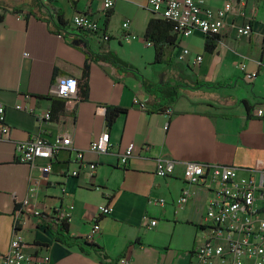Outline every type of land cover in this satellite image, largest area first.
I'll list each match as a JSON object with an SVG mask.
<instances>
[{
  "label": "crops",
  "instance_id": "0c3cea01",
  "mask_svg": "<svg viewBox=\"0 0 264 264\" xmlns=\"http://www.w3.org/2000/svg\"><path fill=\"white\" fill-rule=\"evenodd\" d=\"M225 1L206 4L218 9ZM230 1L234 9L225 16L214 51L205 48L207 35L195 30L179 35L158 61L145 33L152 18L163 17L149 0H116L110 17L103 0H0V101L12 127V138L0 142V264L31 174L39 182L31 203L44 215L25 212L20 230L25 250L49 254V264H119L122 256L129 264L195 263L193 251L205 238L202 226L213 192L185 179L183 161L233 165L240 175L257 178L264 170V0ZM79 13L97 19L111 38L100 41L75 28L72 18ZM248 22L252 33L240 35L238 28ZM183 47L190 53L181 60ZM109 51L128 64L126 69L92 58L91 53ZM86 64L88 98L52 94L58 77L80 79ZM246 71L259 76L248 81ZM110 105L126 108L112 123ZM47 110L51 119L45 118ZM106 130L111 149L90 151L91 141ZM66 134L72 147L54 156L48 175L43 158L36 159L35 168L17 161L16 141ZM132 143L133 156L123 166L121 156ZM78 151L97 163L94 174L76 162ZM160 158L179 161L171 175L156 173ZM76 167L79 175H72ZM185 189L191 194L179 205ZM158 199L166 202L155 203ZM70 204V233L83 238L100 207H111L100 217L102 229L94 240L99 252L68 246L47 227L54 210Z\"/></svg>",
  "mask_w": 264,
  "mask_h": 264
},
{
  "label": "built area",
  "instance_id": "2783aa9c",
  "mask_svg": "<svg viewBox=\"0 0 264 264\" xmlns=\"http://www.w3.org/2000/svg\"><path fill=\"white\" fill-rule=\"evenodd\" d=\"M208 0H149L150 7L163 18L174 22V32L178 36L187 37L200 30L204 34H220L225 26V16L234 9L230 0H226L223 7L214 9L207 6ZM116 0H103V8L107 14L114 7ZM75 28L86 30L94 34L100 41H108L111 36L104 26L95 18L85 13H79L72 18ZM253 31L250 22L240 26V35H250ZM62 36V35H61ZM190 53L188 47H183L178 54L179 59H184ZM28 54V53H27ZM202 56L197 57V61ZM245 69V65H241ZM259 72L246 71L248 81H254ZM78 79L72 75H63L57 78L51 92L63 99L75 98L78 95ZM22 109V105H18ZM172 110L168 109L169 116ZM263 113V110H259ZM50 110L45 112V118L51 119ZM12 138V127L6 120V105L0 101V142ZM111 135L108 130L101 133L91 141L89 150L98 154L106 153L111 149ZM72 138L70 135H59L54 140L37 135L28 140L15 142V154L18 162L27 163L32 168L36 167V159L43 158L47 162L42 167L45 175L52 169V160L62 149H71ZM134 144H130L121 156V163L127 166L133 156ZM76 162L87 166L94 174L97 163L85 159V152L78 151ZM179 161L170 158H160L157 162L156 173L166 177L171 175ZM185 165V179L194 184L208 187L213 196L208 202L206 223L202 226L205 238L195 246L193 255L194 264H264V170H260V177L242 176L240 169L233 165L211 163L197 160L183 161ZM80 168L71 171L72 175H79ZM39 182L31 174L29 176L27 196L21 200V208L15 216L13 235L10 249L4 255V264H49V254L29 253L25 250L26 242L21 232V225L25 223L24 213L42 211L35 209L31 203L32 195L38 191ZM190 191L185 189L177 199L182 205L190 196ZM18 199V196L14 194ZM155 203L164 204L166 199L154 200ZM73 204L66 208L55 209V217L60 219L72 218ZM109 205L100 207L93 221V227L87 239L94 241L101 231V215L111 213ZM156 219L151 224L155 225ZM119 264H129L127 257L122 256Z\"/></svg>",
  "mask_w": 264,
  "mask_h": 264
},
{
  "label": "trees",
  "instance_id": "16d2710c",
  "mask_svg": "<svg viewBox=\"0 0 264 264\" xmlns=\"http://www.w3.org/2000/svg\"><path fill=\"white\" fill-rule=\"evenodd\" d=\"M110 17V13L108 14ZM61 23L64 21L60 17ZM174 22L167 18H152L148 24L145 36L153 42L156 48V59L161 61L166 55V49L169 46H175L178 38V33L173 32ZM220 39L219 34H207L205 48L208 51H214L217 47V43ZM88 43V41H86ZM95 60H108L116 67L126 69L128 64L117 56L115 52L109 51L104 54L94 56ZM89 64H86L83 69V75L78 79V96L82 99L88 98V79H89ZM81 87V89H80ZM126 108L121 106H108L107 119L112 123L121 112H125ZM41 215H44L41 213ZM47 227L51 229L55 238L68 246L77 245L84 253H90L91 251L99 252L101 247L94 241H90L83 237H73L70 233V221L67 218L53 217L52 222L47 224Z\"/></svg>",
  "mask_w": 264,
  "mask_h": 264
},
{
  "label": "rangeland",
  "instance_id": "374dc122",
  "mask_svg": "<svg viewBox=\"0 0 264 264\" xmlns=\"http://www.w3.org/2000/svg\"><path fill=\"white\" fill-rule=\"evenodd\" d=\"M182 66V65H181ZM183 70V69H182ZM243 176H245V175H243ZM247 176V175H246Z\"/></svg>",
  "mask_w": 264,
  "mask_h": 264
},
{
  "label": "water",
  "instance_id": "95a60500",
  "mask_svg": "<svg viewBox=\"0 0 264 264\" xmlns=\"http://www.w3.org/2000/svg\"><path fill=\"white\" fill-rule=\"evenodd\" d=\"M76 43H78L77 41H75Z\"/></svg>",
  "mask_w": 264,
  "mask_h": 264
}]
</instances>
